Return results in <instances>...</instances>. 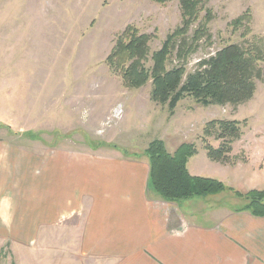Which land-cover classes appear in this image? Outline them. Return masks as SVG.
Segmentation results:
<instances>
[{"label":"rangeland","instance_id":"374dc122","mask_svg":"<svg viewBox=\"0 0 264 264\" xmlns=\"http://www.w3.org/2000/svg\"><path fill=\"white\" fill-rule=\"evenodd\" d=\"M206 8L213 20L205 24L202 12L186 42L191 45L203 26L207 34L186 57H180L178 41L169 69L184 66L189 75L225 47L264 40V0H208ZM248 11L251 22L235 26ZM181 24L179 0H0V200L11 204V214L25 215V220L11 218L23 224L0 225V264H51L54 252L47 249L64 248V224L37 230L26 220L39 211L38 218L47 219V207H31L38 195L47 196L49 186L62 185L65 168L74 163L69 158L77 154L102 156L105 162L128 155L140 159L157 139L171 153L183 143L207 152L205 141L214 147L220 143L205 137L206 124L237 121L243 137L227 163L211 161V173L222 175L223 183L240 193L264 191V81L257 83L253 99L238 107H203L187 98L170 116L168 105L152 102V81L127 89L106 64L128 26L155 36L153 54ZM218 197V207L235 210L246 204L233 192ZM16 232L36 238L41 252H22L26 246L6 239Z\"/></svg>","mask_w":264,"mask_h":264},{"label":"crops","instance_id":"0c3cea01","mask_svg":"<svg viewBox=\"0 0 264 264\" xmlns=\"http://www.w3.org/2000/svg\"><path fill=\"white\" fill-rule=\"evenodd\" d=\"M71 157L74 163L65 168L62 185L49 186L47 196L38 195L31 207H47V219L38 218L43 215L39 211L38 216L30 212L31 220H26L37 230L65 225L64 248L47 249L54 252L51 264H61L62 253L64 264H264V218L229 205L215 206L219 197L180 204L160 199L149 187L147 158L119 156L105 162L98 155ZM199 160L203 164L197 167ZM213 164L199 150L188 169L193 176L225 182L222 175L211 173ZM6 201L0 200V225L22 223L11 218L25 215L11 214ZM8 238L28 246L22 252H41L28 233H8Z\"/></svg>","mask_w":264,"mask_h":264},{"label":"trees","instance_id":"16d2710c","mask_svg":"<svg viewBox=\"0 0 264 264\" xmlns=\"http://www.w3.org/2000/svg\"><path fill=\"white\" fill-rule=\"evenodd\" d=\"M152 1L167 4L174 0ZM179 2L182 24L167 37L159 51L151 53V43L155 36L128 26L117 37L106 60L107 66L121 78L127 89H140L152 81V102L168 105L170 116H174L179 103L187 98L194 99L203 107H238L252 100L257 83L264 81V70L261 68L264 63V40L261 38L245 45L225 47L216 55L201 61L198 69L189 75H186L184 66L168 68V61L178 41L181 42L179 55L186 57L195 50L193 44L196 45L207 34L205 26L201 27L188 46L186 36L200 14L206 12L205 24L213 20L211 11L206 8L208 0ZM251 20L248 11L233 24L238 26ZM149 62L152 63L150 68L147 67ZM204 134L205 137H214L220 143L218 147H214L205 141L208 158L224 164L230 159L234 143L243 137L242 124L237 121L214 120L206 124ZM197 153L195 144L183 143L171 153L163 140L152 141L143 152L150 165L149 187L152 192L160 199L174 204L233 192L237 198L246 202L237 211H246L254 217L264 218V191L240 193L220 180L191 175L188 163Z\"/></svg>","mask_w":264,"mask_h":264}]
</instances>
